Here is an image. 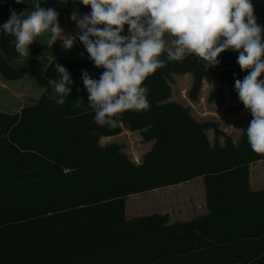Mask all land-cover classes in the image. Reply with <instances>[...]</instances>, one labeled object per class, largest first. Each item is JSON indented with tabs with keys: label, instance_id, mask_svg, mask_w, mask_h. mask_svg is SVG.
<instances>
[{
	"label": "trees",
	"instance_id": "16d2710c",
	"mask_svg": "<svg viewBox=\"0 0 264 264\" xmlns=\"http://www.w3.org/2000/svg\"><path fill=\"white\" fill-rule=\"evenodd\" d=\"M252 2L264 25V0ZM41 4L63 16L73 3ZM74 7L90 11L79 3ZM26 8L32 10L30 0H0V25L11 10ZM12 39L0 33L1 77L12 81L30 73L43 92L18 113L0 111V264H264V188L253 190L249 183L250 164L264 155L248 143L250 113L235 142L216 122H198L188 107L169 100L172 76L188 74L190 101L197 100L203 82L210 87L207 102L221 104L225 88L230 99L239 101L235 79L246 73L235 52L222 53L220 64L208 71L194 55L167 63L145 82L149 109L127 111L120 126L110 129L93 123L82 81L83 71L98 79L103 69L88 57L57 56L43 69H14L12 60L24 58ZM73 49L84 47L77 39ZM52 50H62L59 42L33 44L30 57ZM55 63L67 68L74 81L63 105L49 99ZM234 111H245L240 101ZM121 126L149 128L144 134L152 144L138 163L120 145H100L102 136L118 134ZM199 177L206 215L171 225L167 215L126 219L128 196Z\"/></svg>",
	"mask_w": 264,
	"mask_h": 264
},
{
	"label": "clouds",
	"instance_id": "9594fccd",
	"mask_svg": "<svg viewBox=\"0 0 264 264\" xmlns=\"http://www.w3.org/2000/svg\"><path fill=\"white\" fill-rule=\"evenodd\" d=\"M59 2L66 5L68 0ZM30 3L31 11L11 10L0 33L14 38L10 42L26 60L41 36L47 37L48 47L59 42L65 51L78 39L93 65L103 69L98 79L82 72L87 105L100 127H119L129 110L147 111L150 89L145 82L167 63L194 55L208 71L220 64L222 53L235 52L246 73L235 79L234 90L252 117L246 128L248 143L264 155V25L252 0H73L90 9L83 15L73 10L76 35L65 34L56 9L42 6L41 0ZM55 71L49 99L63 105L74 81L61 64L55 63ZM82 102L77 100V105Z\"/></svg>",
	"mask_w": 264,
	"mask_h": 264
},
{
	"label": "rangeland",
	"instance_id": "374dc122",
	"mask_svg": "<svg viewBox=\"0 0 264 264\" xmlns=\"http://www.w3.org/2000/svg\"><path fill=\"white\" fill-rule=\"evenodd\" d=\"M79 12L82 13L83 11L79 10ZM71 14L72 12H69L67 15L59 16V22L64 28L66 35H76L77 31L75 22L73 26H70L72 21L70 19ZM46 39L47 38L43 39V44H46ZM70 51L71 52L65 50H52L48 55H43L47 56V58H42V60H36L34 63H28V61L21 62L22 60H12L10 66L14 69H20L21 67L31 65L34 68L43 69V67L47 64L45 62L55 55L65 56L70 55V53L75 54L72 52L74 50ZM83 53L87 54L86 52ZM39 57L40 56H31L29 58L37 59ZM12 81H15V83L9 85H11V87L15 90L12 99L14 100L13 103L17 108L34 102V98H36L40 91L43 90V88L36 83L30 73L24 74L21 79ZM191 84L192 78L190 75H173L172 83L170 85L171 94L169 100L177 102L184 107H188L190 115L198 122H216L219 128L226 134L230 135L236 142L241 133L240 128L242 126V118H244L243 114H245L234 111V108L239 105V101L230 99L227 94V88H225L223 95L225 99L221 104L219 102H207L206 99L210 87L206 82H203L197 95V100L192 102L188 97V91ZM125 128L126 132L122 135L118 142L121 143L120 146H122V152L125 153L131 161L138 163L152 144L151 141L147 140L146 134H144L149 128L143 127L142 129L134 130L126 126ZM205 133L210 143H212V131L207 130ZM220 141L221 138H219V142ZM100 145H104L101 139ZM249 172L250 187L252 189L264 188V160L250 164ZM197 183L198 181L193 182L191 185H183L177 189L165 188L163 190H154L128 196L126 198V219L150 215L157 209V205L160 204H162V206L170 205V207H163L162 209L166 214L172 213L173 216L176 217L179 215L180 218L191 217L193 215L191 211L195 210L194 212L196 213L199 207L204 204L203 199L199 197L197 198ZM189 195L190 198L188 199Z\"/></svg>",
	"mask_w": 264,
	"mask_h": 264
},
{
	"label": "crops",
	"instance_id": "0c3cea01",
	"mask_svg": "<svg viewBox=\"0 0 264 264\" xmlns=\"http://www.w3.org/2000/svg\"><path fill=\"white\" fill-rule=\"evenodd\" d=\"M55 1L59 2V0H55ZM68 3H73V0H68ZM71 5L72 6L70 7L69 12H73L74 9H78V8H75L74 7V5H75L74 3L71 4ZM29 11H31V10H29ZM69 12L67 14H69ZM85 13H87V12H82L81 14L83 15ZM73 25H74V22L71 21L70 26H73ZM45 38H47V37L46 36H41L39 38V42L34 43V45H36V44L37 45L43 44L44 43V40L43 39H45ZM72 50H74L72 52H74L75 54L70 53V55H65V56H63V55H55L53 57H56V56L57 57H64V58H68V59H72V60L79 59V58H84V57L85 58L88 57L87 54H84L83 56L79 55V54H81L83 52H86L85 49H72ZM69 52H71V51H69ZM42 58H47V56H40L37 59H33V58H29L28 60L22 59L21 62L28 61V63H34V61H36V60H42ZM51 59H52V57L50 59H48V61L45 62V63H49V61ZM40 63H41V61H40ZM13 83H15V81H7V80L3 79L2 77H0V111L1 112H4V113H7V114H15V113H18L23 107L31 106L34 103V102H32V103H29L27 105H22V106H20V107L17 108L14 105V103H13L14 100L12 99L15 90L11 87V85H9V84H13ZM42 92H43V90L40 91L39 95L36 98H34V101H36L40 97V95L42 94ZM224 99H225V97H224ZM240 113H245V114H243V117L244 118L241 117L243 119L242 120V124H243V122L248 118L249 113L246 112V111L240 112ZM125 132H126L125 126H121L120 127V131H119L118 134H116V135H109V136H102L101 137V141L104 144L103 146H106V145H109V144H117V145H120L121 143L118 142V141L120 140V138L122 137V135ZM219 143H221V141ZM197 181H198V183L196 184V186L198 187V190H197V192H198L197 198L199 197V198L203 199V201H204V187H203V180H202L201 177L196 178V179H193V180L188 181L186 183H182V184H178L176 186H170V187H166V188L177 189V188L182 187L183 185H191V184H193V182H197ZM249 183H250V176H249ZM163 189H165V188L156 189V190H163ZM253 190H257V189H253ZM189 198H190V195L188 196V199ZM163 207H170V205L169 206H162V204L157 205V209L154 212H152L151 214L167 215L168 216V225H171V224H173L175 222H186V221H190V220H192V219H194L196 217H202V216H204V215L207 214V210H206V207H205V201H204V204L199 207V209H198V211L196 213L194 212L195 210H192L191 212L193 213V215L191 217H187V218L186 217L180 218L179 215L175 217V216H173L172 213L166 214L162 210ZM126 212H127V210H126V206H125V216H126ZM144 216H148V215H144Z\"/></svg>",
	"mask_w": 264,
	"mask_h": 264
}]
</instances>
